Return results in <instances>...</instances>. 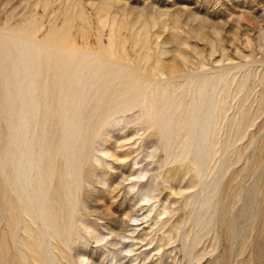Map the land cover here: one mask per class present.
Returning a JSON list of instances; mask_svg holds the SVG:
<instances>
[{
    "label": "rangeland",
    "instance_id": "1",
    "mask_svg": "<svg viewBox=\"0 0 264 264\" xmlns=\"http://www.w3.org/2000/svg\"><path fill=\"white\" fill-rule=\"evenodd\" d=\"M6 1L0 264H264V0Z\"/></svg>",
    "mask_w": 264,
    "mask_h": 264
},
{
    "label": "bare ground",
    "instance_id": "2",
    "mask_svg": "<svg viewBox=\"0 0 264 264\" xmlns=\"http://www.w3.org/2000/svg\"><path fill=\"white\" fill-rule=\"evenodd\" d=\"M9 1H11V0H8V1H6V2H9ZM47 3V0L45 1V4ZM108 8V3H101V4H99L98 5V8H97V10L98 11H102V10H106ZM139 14V13H138ZM12 15H14V13H11V14H9L8 16H7V19L8 18H10ZM98 16V15H97ZM140 17H143V20H142V22H143V26L146 28V26H147V22H146V19L144 18V13H141V15H140ZM140 17H138L137 19H136V21H134L133 23H132V25H134V23H137L138 21H139V19H140ZM2 18V17H1ZM125 25L123 24V27H124ZM7 27V26H6ZM130 31V30H129ZM117 34V33H116ZM123 34V33H122ZM146 34H147V31H144V34H143V36L141 37V36H138V35H135V36H133V44L134 45H137V44H139V43H141V47L143 48V49H148L149 47H148V39H147V37H146ZM126 38V37H125ZM260 39H261V41L263 40V42H264V38H262V37H260ZM65 43H66V47L68 48V49H70V50H73L74 48H75V43H74V41L71 39V38H69L68 36L65 38ZM211 45H212V47L214 46V44H213V42L211 41ZM119 52V51H118ZM121 57L123 56V57H125V58H127L128 57V54H122L121 53V51L118 53ZM137 54V53H136ZM144 57L146 58L147 57V55L146 54H144ZM172 68H175V66H172ZM187 168V167H186ZM189 169V168H188Z\"/></svg>",
    "mask_w": 264,
    "mask_h": 264
},
{
    "label": "water",
    "instance_id": "3",
    "mask_svg": "<svg viewBox=\"0 0 264 264\" xmlns=\"http://www.w3.org/2000/svg\"><path fill=\"white\" fill-rule=\"evenodd\" d=\"M3 87V85H2V83L0 82V104H1V102L3 101V98H4V95H3V92H2V88ZM0 124H1V122H0Z\"/></svg>",
    "mask_w": 264,
    "mask_h": 264
}]
</instances>
